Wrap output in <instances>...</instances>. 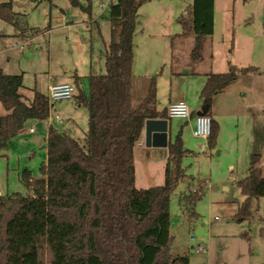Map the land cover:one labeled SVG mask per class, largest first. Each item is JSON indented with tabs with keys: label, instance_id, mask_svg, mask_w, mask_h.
Returning a JSON list of instances; mask_svg holds the SVG:
<instances>
[{
	"label": "trees",
	"instance_id": "obj_1",
	"mask_svg": "<svg viewBox=\"0 0 264 264\" xmlns=\"http://www.w3.org/2000/svg\"><path fill=\"white\" fill-rule=\"evenodd\" d=\"M70 1L92 16V0ZM143 1H111L105 72L88 76L89 93L75 74L76 101L88 110L85 140L51 124L41 175L22 172L32 194H0V264H189L188 255L172 253L169 211L172 193L187 176L183 157L193 152L184 146L181 130L168 143L164 183L147 188L135 183L134 149L145 121L168 117L167 111L156 109L157 75L147 79L142 100L132 104L134 35ZM214 1L193 0L190 18H180L182 34L195 35L194 59L202 57L204 40L214 32ZM0 19L19 25L12 0L0 2ZM257 72L256 67L230 63L227 72L209 73L201 90L204 114L210 115L214 95L239 75ZM22 86V74L0 70V102L6 111L0 114V155L28 120L50 117L48 95L34 89L27 101ZM219 131L212 117L210 149L216 147ZM260 161L261 155L252 154L247 174L238 181L244 200L236 218L249 216L253 198L264 196ZM203 193L200 187L180 194L189 217L198 216L194 208Z\"/></svg>",
	"mask_w": 264,
	"mask_h": 264
},
{
	"label": "rangeland",
	"instance_id": "obj_2",
	"mask_svg": "<svg viewBox=\"0 0 264 264\" xmlns=\"http://www.w3.org/2000/svg\"><path fill=\"white\" fill-rule=\"evenodd\" d=\"M5 1L8 0H0ZM80 1L85 4V0ZM111 1L92 0V16H89L79 6L72 5L70 0H53L52 6L46 0L39 3L12 0L19 25L0 19V70L23 75L21 92L27 101L32 99L34 89L49 95L51 83L68 82L76 85L75 74L80 76L79 86L89 93L88 76L105 72L106 45L111 31ZM180 1L168 0L169 3ZM227 1L229 5H225L222 0L218 4V27L211 44L214 58L211 59L209 53V62L214 67L222 63L227 66V59L232 60L227 52L232 50L237 64L231 63L238 67H256L258 72L250 78H241L217 104L223 114L219 121L222 129L221 135L219 131L217 155L211 154L208 147L202 151L197 145L200 139L188 131L187 124L184 126L183 138L186 136L185 143L193 150L183 157V166L190 179L179 182L172 193L169 211L172 253L188 255L189 264H264V196L253 198L249 216L240 219L235 216L244 200L238 181L246 175L250 166L254 122L264 125V0ZM189 2L185 0L184 9ZM161 3L162 0H148L139 10L140 24L136 30L135 44L142 57L147 56L143 50L149 41L155 43L154 48L158 51L151 55H159L160 60L165 53L166 57L170 56L168 34L182 30L179 19L167 20L166 27L159 25ZM228 21L234 25L229 33L234 37L235 44L230 42L227 48L222 42V33L228 34ZM186 39L176 37L173 43L177 45L182 41L186 44ZM202 53L204 56L208 54ZM157 64L154 68L148 66L136 69L135 74L139 71L143 74L151 72L149 77L157 75V101L158 106L163 107L170 96L175 98L181 93L184 81L187 80L184 75H171L169 64L163 67L160 61ZM134 83L132 104L135 106L146 95L147 84L141 87L137 79ZM238 89L244 92L239 94ZM75 95L72 99L53 101L51 117L43 121L28 120L25 128L11 138L8 147L0 155L2 193L32 194L21 177L24 169L30 170L35 177L41 175L40 166L46 159L47 149L45 133H42L40 127L45 131L48 124L52 123L64 131L67 125L74 123V136L81 142L85 140L88 110L77 103ZM70 108L76 112L73 117L75 121L59 123L54 120L56 114L69 118L68 114L72 111ZM5 112L0 102V114ZM171 122L173 129L178 130L185 119L172 118ZM31 127L37 129L36 133L29 132ZM204 145L207 146V143ZM32 147L36 149L35 154L30 151ZM256 152L262 153L260 164L264 172V148L259 145ZM139 158L137 156L135 163L138 176L136 186L144 184L140 180L144 178L145 172H149ZM157 169L155 165L149 173H153L154 182L161 183L163 172L159 179H155L158 177ZM200 187L204 193L194 208L198 216L189 217L180 203V194ZM195 242L206 246L207 252L196 251L193 248ZM44 259H48L47 253Z\"/></svg>",
	"mask_w": 264,
	"mask_h": 264
},
{
	"label": "crops",
	"instance_id": "obj_3",
	"mask_svg": "<svg viewBox=\"0 0 264 264\" xmlns=\"http://www.w3.org/2000/svg\"><path fill=\"white\" fill-rule=\"evenodd\" d=\"M147 1L148 0H145V1L142 2V4L139 7V10H140L141 6L144 3H146ZM162 1H163V3H161L162 4L161 11L159 10L160 14H161V20H160L159 25H162V26L166 27L167 20H169L171 18L173 20H175V21L177 19H179V22H180V18L182 16L186 17V18H190V6H191L193 0H189L190 2L187 4V7L185 9H184L185 0H181L178 3H169L168 0H162ZM220 1L221 0H215L214 1V32L211 35L206 36V38L204 40V46L206 44V47L204 48V46H203L202 52H207L208 54L206 56L202 55L203 57H201L200 59H194L192 54H189V53H192L193 48H194L195 35L193 33H189V34L183 35L182 33L184 31V28H183L181 22H180L181 27H182L181 31H178V32H176L174 34L173 33L172 34H168V36L170 35L169 51H170L171 54H170V56L166 57V53H165L162 60H160V58H159L160 56L159 55H154V54L151 55L150 54V53H153L154 51H156V49L154 48V44H155L154 42H150L149 41L148 45L144 47L143 54L147 55V56L142 57L140 55V52L139 51L137 52L136 44H135V35H136V32H135V35H134L133 73H134V76H135L134 80L137 79L138 83L141 84V87L146 86V84L148 83L147 82V79L149 77L148 75H150L151 72L150 73L147 72V74H143L142 72L138 71V74L136 75L135 74L136 69L137 70L138 69H143V68H147L148 66L154 68L156 65H158L157 63H159V61H160V63L163 64L162 67L165 66L166 64L167 65L169 64V67L171 69V75H173V76H183L184 75V77H186V80H187V81H184L183 89H182L181 93L177 97L173 98L172 96H170L167 104L164 105L163 107L158 106L159 101H157V103H156V109L158 111H164V110L167 111V108H168L170 103L178 101L180 99L186 100L188 102V104L190 105L191 116H190V118L185 119V122L183 124H181V126H180V128L178 130L173 129L172 122H171L172 118L167 117L169 119L168 143H169L170 140H172L175 137V135L180 130L182 131V138H183L184 126L186 124L188 125V131L192 132V135H193V128H194V125H195V118L197 116V112L206 110V107L204 105V101H203V99L201 97V90H202L203 86L206 83L207 75L209 73H223V72H227L228 69H229V64L231 63V61L237 64V62L234 60V55H233L232 50H229L227 52V54L230 53V57L232 58L231 61L227 59V66H226V64L222 63L219 67H216V66L214 67L213 64L209 62V59H208L209 53H210L211 59L214 58V53L212 51L213 47H212L211 44L213 43V40H215L216 30H217V27H218L217 8H218V4H219ZM158 2H161V1H158ZM222 2L225 5L226 4H228V5L230 4L229 1H227V0H222ZM182 12H183V14H181ZM139 17H140V13H139ZM230 21H232V20H230ZM230 21L226 22V28H228L227 29L228 34H225V33L223 34L222 33V38H223L222 42L225 45L224 47H227V48L229 47L228 44L230 42L233 45L235 44L234 37H232V34L229 33V30H231V27L234 28L233 23L231 25ZM139 24H140V22L138 23V25ZM136 30H137V28H136ZM176 37L187 38L186 39L187 40V43H186L187 46L182 41H180L177 45L176 44L174 45L173 42H174V38H176ZM156 52H158V51H156ZM156 54H158V53H156ZM227 56H226V58H227ZM204 57H207V58H204ZM226 58H225V60H226ZM252 74H256V73H250V74H247V75L238 76L223 91H221V92L217 93L216 95H214L213 101H212V106H211V109H210V115L214 119H216L219 122L220 118L223 117V114L217 108V104H218L220 98L225 96L224 94L229 92V90H232L231 88H233L235 85H237L239 83V81L241 80V78H243V77L244 78H250L252 76ZM242 80H245V79H242ZM134 84L135 83H133V89H134ZM158 85L159 84H158V80H157V96H158ZM242 92H244V91H242L241 89H238V93L239 94H242ZM71 109H72V111H70L71 114H68L69 118L66 119L64 116L63 117L65 118V120H70L71 122H73V121H75V118H73V117L75 116L76 112H75V110L73 108H70V110ZM64 111H67V109H65ZM50 117H51V109H50ZM51 124L52 123L48 124L47 128L45 129V131H44L43 127H40V130L42 131V133H45V141H46L48 128H49V126ZM70 124L71 125H67L66 126V129L64 131H66L70 135L74 136L75 135V132H73V131H75V130H73V124L74 123H70ZM219 125H220V135H221L222 126H221V124H219ZM254 128L255 129L253 130V136H252L253 146H252V149L250 150V157H251L252 154H259V155H261V158H262V153L256 152V148L259 145L261 146V148L262 147L264 148V125H261V124L258 125L256 122H254ZM36 130L37 129H35V131L33 133H36ZM37 135H39V133H37ZM185 137L183 138L184 146L187 149H189L190 151H193L192 149L189 148L187 143H185V140H184V139H186ZM196 138L200 139L197 142V145L202 151H205L206 147L209 148L208 140H206L204 138H201V137H196ZM34 139H37V137H34ZM187 139H189V136H188ZM31 143H33V142H31ZM206 143H207V146L204 145ZM218 144H219V134H218L216 147L213 148V149L209 148V151L211 152V154L217 155L219 153ZM202 147L204 149H202ZM30 151H31V153L35 154V152H36L35 147H32ZM137 156L140 157L139 159H141V161H142L141 163H143L146 166V169L149 170V172H151L153 170L155 165L158 166V169H157L158 177H156L155 179H157V178L159 179L161 174H162V172H163V182H161V183L160 182H154L152 180V176H153L152 174L153 173H149L148 172L150 174L149 175L147 172H145L144 178H142L140 180V182L144 183V184H139L140 186L138 185L137 187L138 188H147V187H150V186L163 184L164 183L165 167H166L167 158H168V144H167V146H153V145L147 146L146 142H145V126H144L143 132L141 134L140 140L137 142V144L135 146V149H134V164L137 161ZM32 157L33 156L31 155V158ZM46 158H47V152H46ZM249 165H250V158H249ZM260 165L262 167V164H260ZM248 169L249 168H247V170H246V174L248 172ZM159 171H160V174H159ZM242 173H245V172H242ZM135 177H136L135 183L137 185L138 176H137V166H136V164H135ZM183 179L185 181H189V179H190L189 175L187 174V176H185ZM147 183H149V184H147ZM1 193L2 192L0 191V194Z\"/></svg>",
	"mask_w": 264,
	"mask_h": 264
},
{
	"label": "built area",
	"instance_id": "obj_4",
	"mask_svg": "<svg viewBox=\"0 0 264 264\" xmlns=\"http://www.w3.org/2000/svg\"><path fill=\"white\" fill-rule=\"evenodd\" d=\"M76 86L68 82L60 83H51L49 85V100L52 104L53 101H58L62 99H71L76 93ZM167 115L169 118H184L188 119L191 116V109L188 102L184 99L172 102L167 108ZM54 120L59 123H63L65 118L56 114ZM35 128H30L29 132H34ZM212 131V117L208 114H200L195 118V125L193 128V135L196 137H201L208 140ZM202 149H204L202 147ZM192 240L195 241V238L192 237ZM193 248L199 252H207V247L204 246L201 242H195Z\"/></svg>",
	"mask_w": 264,
	"mask_h": 264
},
{
	"label": "water",
	"instance_id": "obj_5",
	"mask_svg": "<svg viewBox=\"0 0 264 264\" xmlns=\"http://www.w3.org/2000/svg\"><path fill=\"white\" fill-rule=\"evenodd\" d=\"M204 114L198 111L197 115ZM169 119L164 117L149 118L145 121V142L147 146H167Z\"/></svg>",
	"mask_w": 264,
	"mask_h": 264
}]
</instances>
